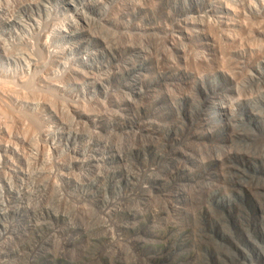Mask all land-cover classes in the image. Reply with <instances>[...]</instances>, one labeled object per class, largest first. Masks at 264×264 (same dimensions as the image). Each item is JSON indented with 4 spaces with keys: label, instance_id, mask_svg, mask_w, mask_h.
<instances>
[{
    "label": "rangeland",
    "instance_id": "374dc122",
    "mask_svg": "<svg viewBox=\"0 0 264 264\" xmlns=\"http://www.w3.org/2000/svg\"><path fill=\"white\" fill-rule=\"evenodd\" d=\"M251 207L264 0H0V264H260Z\"/></svg>",
    "mask_w": 264,
    "mask_h": 264
},
{
    "label": "trees",
    "instance_id": "16d2710c",
    "mask_svg": "<svg viewBox=\"0 0 264 264\" xmlns=\"http://www.w3.org/2000/svg\"><path fill=\"white\" fill-rule=\"evenodd\" d=\"M243 193H239V192H234V198L235 200H229L228 199V202H229V205L231 207V205L233 204V210L236 211V212H232V209L231 208H228L227 206L224 207V206H221V204H225V199L226 198H217V199H212L211 202L214 204V212H215V215L216 216H210L209 217V209H201V217L204 218V225L201 227V232L203 231V233L201 234L200 236V243L202 242H206L207 244L209 242H213V238L212 237V233L210 231V226L211 224L213 223L215 225V231L217 233H219V230H220V220H219V214H222V215H225L227 217V220L228 219H232L237 226H240V223L237 224V222L235 221V219H233V215L237 213V206L239 204H243L245 205L246 207H249V202L252 200L253 202H255L256 204L260 202V200H257L255 198V194H254V191L249 188V187H246L244 186L243 187ZM253 228L252 232L249 231V229ZM241 229V228H239ZM243 233L245 234V237L247 240H249V237L252 238L253 242L254 243H257L258 239H262L264 238V218L261 216H257L255 213L252 215V207L250 208V213L248 214V217H247V228H246V231L245 230H242ZM229 237V241H230V238H231V235L229 233L228 235ZM251 240H249L250 242ZM252 243V242H250ZM258 244V243H257ZM253 245V243H252ZM255 249L257 250V256L260 260V264H264V253H262L261 251V248H260V245H255L254 246ZM212 249V248H211ZM237 257H235V259L232 258L231 255L227 254V253H222L221 254L224 256V258L230 262L234 261L235 264H255L253 261H252V258L251 256H248L245 254V252L241 249V248H237ZM217 256V255H216ZM236 259L239 261H236ZM215 261V259H214Z\"/></svg>",
    "mask_w": 264,
    "mask_h": 264
}]
</instances>
